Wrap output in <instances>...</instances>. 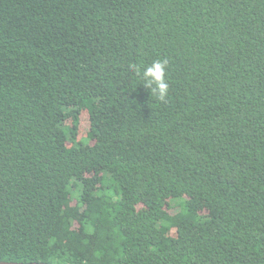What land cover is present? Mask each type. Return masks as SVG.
<instances>
[{"label": "trees", "instance_id": "1", "mask_svg": "<svg viewBox=\"0 0 264 264\" xmlns=\"http://www.w3.org/2000/svg\"><path fill=\"white\" fill-rule=\"evenodd\" d=\"M1 261L264 264V0H0Z\"/></svg>", "mask_w": 264, "mask_h": 264}, {"label": "clouds", "instance_id": "2", "mask_svg": "<svg viewBox=\"0 0 264 264\" xmlns=\"http://www.w3.org/2000/svg\"><path fill=\"white\" fill-rule=\"evenodd\" d=\"M130 69L142 80V85L159 101H165L169 94L168 61L163 58H156L150 65L140 68L137 65H130Z\"/></svg>", "mask_w": 264, "mask_h": 264}, {"label": "water", "instance_id": "3", "mask_svg": "<svg viewBox=\"0 0 264 264\" xmlns=\"http://www.w3.org/2000/svg\"><path fill=\"white\" fill-rule=\"evenodd\" d=\"M0 264H46V263H15V262H0Z\"/></svg>", "mask_w": 264, "mask_h": 264}]
</instances>
